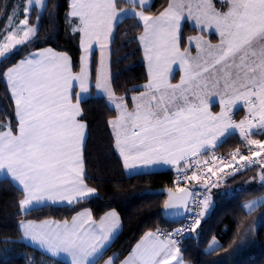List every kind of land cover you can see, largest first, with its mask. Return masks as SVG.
Listing matches in <instances>:
<instances>
[{"label": "snow or ice", "instance_id": "snow-or-ice-1", "mask_svg": "<svg viewBox=\"0 0 264 264\" xmlns=\"http://www.w3.org/2000/svg\"><path fill=\"white\" fill-rule=\"evenodd\" d=\"M121 3L125 6L120 7ZM147 3L148 0H72L70 15L79 20L74 31L81 34L84 53L80 73L74 75L69 58L51 49L29 53L3 72L15 103L17 125L13 128L11 121L0 125V171L22 189V214H29L37 205L80 203L96 191L84 182L81 148L85 125L77 119L79 94L77 103L72 102L74 82H79L81 93L88 91L86 74L93 43L101 49L96 87L117 110L109 126L127 171L173 165L178 176L183 173L186 183L203 180L206 186L216 187L204 175L200 157L206 150L214 149L230 129L238 130L249 145L264 150V142L251 138L252 129L264 133V0H170L155 17L145 14ZM37 7H43L42 0H28L19 25L5 37V42H0V57L37 34V28L29 23L31 12ZM122 16L143 22L139 39L149 64V81L143 86L144 91L132 98V111L127 110L126 97H116L105 71V49L109 47L114 23ZM185 20L201 33L214 29L219 43L213 45L189 37V47L182 51L180 33ZM193 42L197 52L194 58L190 53ZM177 63L183 75L180 83L173 85L169 75ZM213 94L220 96L218 115L209 111L206 101ZM240 101L248 115L236 123L229 113ZM249 151L250 155L232 153V160L237 164L245 161L248 166L258 163L264 186V156L261 151ZM217 159L221 165L218 170L203 161L211 176L225 168L240 170L213 154V161ZM175 192L169 195L165 207L193 211L197 218L191 231H195L201 223L198 217L204 213L188 208L193 193L180 187L179 180ZM199 203L206 209L208 198ZM255 203L242 208L251 210ZM118 224L115 213L95 223L91 213L85 211L70 223L22 221L20 228L25 239L45 252L52 256L64 254L67 264H98ZM182 231L177 229L163 238L159 230L145 233L122 264H183L175 239ZM115 259L109 258L106 264H115Z\"/></svg>", "mask_w": 264, "mask_h": 264}, {"label": "trees", "instance_id": "trees-1", "mask_svg": "<svg viewBox=\"0 0 264 264\" xmlns=\"http://www.w3.org/2000/svg\"><path fill=\"white\" fill-rule=\"evenodd\" d=\"M25 1L0 0L1 37L4 36V27L9 17L13 16L10 15L13 10L18 8V17L23 16ZM168 2L151 0L149 6L145 7V13L158 15L167 7ZM120 6L125 5L121 3ZM32 13L38 22L37 34L0 60V125L11 121L13 128L17 125L14 104L3 76L7 68L27 54L44 47L67 54L74 73L80 68V32L74 31L78 22L69 16V0H46L39 19L35 9ZM142 29L137 18L127 16L117 22L112 35L110 84L116 97H126L127 105L133 95L143 91L147 82L146 66L138 41ZM198 33L209 40L216 39L214 34L201 33L184 23L180 46L185 44L188 36ZM97 63V54L93 53L90 62L92 81L96 77ZM80 109L81 120L87 126L83 150L84 182L96 190L94 196L70 205L39 206L24 215L19 208L22 191L9 179L0 178V264H67L24 243L20 230L22 220L67 221L77 212L88 210L92 219L97 221L106 212L114 211L120 221V230L98 258V264H103L111 257H115V264H119L145 233L167 230L179 223L169 219L170 208L165 207L168 199L166 195L146 192L159 188L174 190L172 169L127 174L109 126V121L117 116L116 110L108 104L106 97L93 93L80 101ZM246 144L247 141L239 135H230L216 147V151L225 152ZM261 171V167H255L238 172L210 191L209 200H212L213 207L209 214L205 218L202 215L199 227L179 240V253L184 262L264 264V215L253 232H250L255 217L264 212V186L261 183L252 184L254 173L257 176ZM252 200H259L253 209L247 211L242 208V205ZM193 232L196 234L192 235Z\"/></svg>", "mask_w": 264, "mask_h": 264}, {"label": "crops", "instance_id": "crops-1", "mask_svg": "<svg viewBox=\"0 0 264 264\" xmlns=\"http://www.w3.org/2000/svg\"><path fill=\"white\" fill-rule=\"evenodd\" d=\"M150 2H151V0H148V3L145 5V7L149 6ZM169 2H170V0H169ZM169 2H168V4H169ZM71 3H72V0H69V16H70V17H72V16L70 15V12H71ZM167 6H168V5H167ZM120 7H123V6H120ZM129 8H130V7H129ZM166 8H167V7H166ZM166 8H165V9H166ZM165 9H164V10H165ZM137 10H139V8H137ZM164 10H163V11H164ZM147 15H148V14H147ZM150 16H151V15H150ZM155 16H156V15H155ZM124 17H125V16L120 17L119 20H121V19L124 18ZM74 18H76V17H74ZM76 20H77V22H78V26H79V20H78V18H76ZM119 20H118V21H119ZM137 20H138V19H137ZM118 21H117V22H118ZM138 21H139V20H138ZM117 22L114 23L113 31H112V33H111V37H110L109 47H108L107 49H105V55H104V61H105V65H106V67H105V71H106V74H107V77H108L109 82H110V51H111V41H112V35H113V32H114V29H115V26H116ZM184 23H186V24H188L189 26L193 27V25H192L191 23H189L187 20H185V21L182 22V26H183ZM204 33L214 34L216 39L212 41V40H209L208 38H206L205 36H203V35H201V34H199V33H198V34H193V35H190V36H188V37L186 38V42H185V44H184L183 46H180V47H181V50L183 51L184 48L189 47V45H188V39H189V37L194 38V41H195V38H201L202 41H206V42L211 43V44H213V45H216V44L219 43V36H218V34L215 32L214 29L209 30V31H205ZM49 49H51V51H52L53 53L57 54V55H65V56H67V57L69 58V61H70V57H69L67 54H65V53H63V52L56 51V50H54V49H52V48H50V47L40 48V49L35 50V51L31 52V53H34V52H42V51H46V50H49ZM93 53H96V54H97V59H98L97 70H96V77H97L98 69H99V67H100V62H101V49H100V47H99L98 44L93 43V46H92V49L90 50V55H89V58H88V67H87V74H86V83H87V85H88V91H87V92H83V93H81V92H80V87H79V82H74V89H73V91H72V102H73V104L77 103V94H79V101H81V100H83V99L89 97V96L93 93V94L96 95V96H104V97H106L107 100H108V104L116 110L115 105H114L111 101H109L107 95H106L101 89H97V87H96V77H95V80H94V81L91 80V75H90V62H91V56H92ZM190 53H191V56H192L193 58L196 57L197 52H196V45H195V42H193L192 45H191V47H190ZM83 54H84V53H83V49H82V47H81V34H80V68H79V71H78L77 73H74V72L72 71V73H73L74 75H75V74H79L80 71H81V67H82V56H83ZM27 55H28V54H27ZM27 55H26V56H27ZM24 58H25V56H24L23 58L19 59L14 65L18 64V63H19L22 59H24ZM144 63H145V66H146L145 58H144ZM14 65H12V66H14ZM12 66H11V67H12ZM70 66H71V61H70ZM146 67H147V66H146ZM71 70H72V68H71ZM146 70H147V69H146ZM172 72H173V73H172L173 76L171 77V79H169L170 83L173 84V85L179 84V83H180V80H181L180 77L183 75V73L181 72L178 63L172 65ZM4 78H5V77H4ZM146 83H147V82H146ZM146 83H145V84H146ZM7 84H8V82H7ZM8 87H9V90H10V86H9V84H8ZM143 91H144V89H143ZM209 91H213V92H214L215 90H213V89H209ZM140 93H141V92H140ZM140 93L135 94V95H133V96L130 98V104H129V105H127L126 102L124 101V103H125L126 106H127V110H129V111H132V110H133L134 105H133V99H132V98H133L134 96H139ZM10 95H11V92H10ZM11 97H12V96H11ZM12 100H13V98H12ZM206 101H207V104H208V109H209V111H210L211 106H212L213 104H215V103H218V102L220 101V96H219V95H215V94H213V95H208V97L206 98ZM13 104H14V115H15V118H16V121H17V117H16V109H15V103H14V100H13ZM79 106H80V105H79ZM116 112H117V110H116ZM77 119H78L79 122H81V123H83V124L85 125L84 130H83V131H84V136H83V140H82V148H81V153H82V163H83V150H84V144H85V140H86V136H87V126H86V124L81 120V109H80V115L77 117ZM112 133H113V129H112ZM116 150H117V149H116ZM117 152H118V150H117ZM118 154H119V152H118ZM119 156H120V155H119ZM120 158H121V157H120ZM121 160H122V163H123V159H122V158H121ZM123 166H124V164H123ZM173 167H175V166H173V165H165V164H157V165H150V166H148V167H146V168L142 167L141 169H139V170H135V171H127L125 168H124V169H125V171H126L127 174L132 175V174H140V173H150V172H156V171H163V170H167V169H172ZM0 178H7V179H9V180H10V181H11V182H12L17 188H19V189L22 191V189L20 188V186H19L17 183L13 182V181L11 180V177L8 176L7 174L3 173L2 171H0ZM94 194H95V193H94ZM94 194L91 195L90 197L94 196ZM90 197H86V198H90ZM86 198H84V199H86ZM47 205H70V204H68L67 201H63V202H58V203H56V204L48 203ZM37 207H39V205L35 206L34 208H37ZM85 211L89 212L88 210H81V211L77 212L74 216H77V215L80 214L81 212H85ZM111 213H115V212H114V211H108V212H106L105 214H103L102 217H101L99 220H97V221H94V220H93V221H94L95 223H99V222L101 221L102 218H106V217H107L109 214H111ZM169 213H170L169 215H173V214H174V208H170V209H169ZM115 214H116V213H115ZM74 216H73V217H74ZM73 217H72V218H73ZM116 217L118 218L117 215H116ZM71 220H72V219H71ZM71 220H69L68 222L70 223ZM22 221L28 222L27 220H22ZM22 221H21V222H22ZM42 221H45V220H41V221H31V222L40 223V222H42ZM49 221H53V222H56V223H63V222H59V221H55V220H49ZM118 221H119V218H118ZM21 222H20V225H21ZM119 230H120V221H119V224H118L117 228L115 229V231H114V233H113V235H112L110 241L108 242V245L112 242V240H113V239L115 238V236L118 234ZM21 231H22V230H21ZM143 236H144V235H143ZM141 239H142V238H141ZM141 239H140V240H141ZM21 240H22L24 243L29 244L30 246H32V247H34V248H36V249H38V250H40V251H42V252H44V253L50 255V256H52L51 254H49V253L45 252L43 249H41L38 245L34 244L31 240H29V239H25L24 236H23V232H22V235H21ZM140 240H139V241H140ZM139 241H138V242H139ZM138 242H137V243H138ZM137 243H136V244H137ZM136 244H135V245H136ZM135 245L132 247V249L135 247ZM132 249H131V251H132ZM131 251H130V252H131ZM128 255H129V254H128ZM128 255H127V256H128ZM178 255H180V253H179ZM127 256H126V257H127ZM52 257H54L55 259L61 260V261H65V262L68 261V258H67L64 254H60V255H58V256H52ZM107 261H108V260H107Z\"/></svg>", "mask_w": 264, "mask_h": 264}, {"label": "built area", "instance_id": "built-area-1", "mask_svg": "<svg viewBox=\"0 0 264 264\" xmlns=\"http://www.w3.org/2000/svg\"><path fill=\"white\" fill-rule=\"evenodd\" d=\"M218 106V110H217V113H215L214 115H218L221 111V104L220 102H218L217 104ZM231 119L233 121H235L236 123H239L241 120H243L247 115V110L243 104L242 101L240 102H237L236 104H234L232 106V110L231 112L229 113ZM230 135H240L239 131L238 130H229L224 137H221L220 140L217 142V146L221 144V142L227 138L228 136ZM255 136V138L253 139H256V140H260L262 142H264V133H260L258 131V129H252L251 130V136ZM216 146V147H217ZM216 147L214 149H211V150H206L205 151V158L203 161H208V166H212L214 167V169L218 170V168L221 166L219 164V160L217 159L216 161H213V154L215 157L217 158H222L223 160H225L226 162L228 163H231L234 165L235 168H238L240 169L239 171H233V168H225L224 172H219L217 171V176H211V173H208L207 172V168L204 166V165H201L202 166V169H203V173L204 175L208 176L211 180L212 183H215L218 187L220 185H222L223 183H225L226 179L233 175V174H236L238 172H241V171H244V170H247V169H251V168H255V167H260V165L257 163V164H253V165H250L248 166L247 165V162L245 161H241L239 162V164L236 163V161H233L232 160V153H235L237 151H239L240 153H242L243 155H250V151L249 149H251L252 151H258V149L256 148H253L255 146L253 145H249V144H246L245 146H243L242 148H236L228 153H225V154H222V153H218L216 151ZM262 152V156H264V150H259ZM253 159H256V160H260L261 157H255ZM241 165H245V167L241 168L240 166ZM189 174H191V169L189 170ZM177 180H179V186L180 187H184L185 188V184H187L185 181H184V178H183V173H181L179 176L176 172V169L173 168L172 169V183H173V186L174 188L176 189L177 187ZM216 187H211V184L209 185H205L203 184V187H196V188H191V192L193 193L192 196L189 197V203H188V208L190 210H195V212L199 213V212H203L204 211V206L202 204L199 203V201H202L205 199V197L208 198V201H209V195H210V191L211 189L213 188H216ZM197 217L194 215L193 211H188V212H185L184 213V216L183 218L181 219V221L176 225L174 226L173 228H170V229H167L165 231H163V233L160 232L162 238L164 236H166L168 233H173L175 232L177 229H183V231L177 235L175 237V239L177 241H179L180 239L188 236L191 234V226L193 224V220L196 219ZM199 219L201 218V216L198 217Z\"/></svg>", "mask_w": 264, "mask_h": 264}, {"label": "rangeland", "instance_id": "rangeland-1", "mask_svg": "<svg viewBox=\"0 0 264 264\" xmlns=\"http://www.w3.org/2000/svg\"><path fill=\"white\" fill-rule=\"evenodd\" d=\"M45 2H46V0H42V5H43V7H37V8H34L35 9V11H36V13H38V14H36V16L38 17L41 13H42V11H43V9H44V7H45ZM28 3V0H26L25 1V5ZM124 7V6H123ZM33 9V10H34ZM32 10V11H33ZM129 10H130V8H129ZM137 11H139V10H137ZM161 13V12H160ZM159 13V14H160ZM11 14H13V16L11 17V20H10V17H9V19H8V22H7V24L5 25V27H4V36L3 37H1L0 36V42H5V37L8 35V34H10L12 31H13V29L15 28V27H17L18 25H19V22L18 23H16V21L17 20H20V19H23V17H24V11H23V16L21 17V18H19L18 17V8H17V10H13L11 13H10V15ZM146 14V13H145ZM158 14V15H159ZM147 15V14H146ZM158 15H156V16H158ZM153 17H155V16H153ZM138 19V18H137ZM139 20V19H138ZM139 22L141 23V25H142V27H143V22L142 21H140L139 20ZM29 23H30V25H32V26H35L36 28H37V20H36V17H34V14L31 12V16H30V20H29ZM188 25V24H187ZM189 26V25H188ZM143 31H144V29H142V32L140 33V35L138 36V41H139V45H140V48H141V51H142V56H143V58H145V51H144V47H143V45H142V42H141V40L139 39L142 35H143ZM33 38V37H32ZM31 38V39H32ZM30 39V40H31ZM29 40V41H30ZM22 45H16L13 49H12V51L11 52H9V53H6V55H5V57H7V56H9L11 53H13L15 50H17L18 48H20ZM4 57H0V60L1 59H3ZM145 62H146V71H147V83H148V81H149V64H148V61L145 59ZM11 67V66H10ZM7 70V69H6ZM173 72H171L170 73V75H169V79H171V77L173 76V74H172ZM181 78V77H180ZM4 80H5V82H6V84H7V80L4 78ZM8 85V84H7ZM8 89H9V87H8ZM10 91V90H9ZM208 97V96H207ZM206 97V98H207ZM12 98V97H11ZM118 98V97H117ZM220 102V101H219ZM217 104L218 103H215V104H213L212 106H211V108H210V112L214 115L215 113H217V110H218V106H217ZM213 106H215V108H213ZM222 143V142H221ZM237 148H242V147H237ZM253 148H255V147H253ZM234 149H236V148H232V149H229V150H227V151H225V152H218V153H222V154H225V153H228V152H230V151H232V150H234ZM258 151H259V149H258ZM204 158H205V153H204V155H202L201 157H200V160H201V165H203V160H204ZM206 159V158H205ZM175 168V167H174ZM256 174L257 173H254V175L252 176V178H253V180H252V184L253 185H259L260 183H261V180H258V179H260V174H258L257 176H256ZM255 182H258V184H254ZM192 182H188L187 184H185V188H189V190H191V188H192V186H193V188H196V187H203V184H204V182H203V180H201V181H199V182H193L194 184L192 185L191 184ZM191 184V185H190ZM224 184V183H223ZM192 188V189H193ZM175 190V189H174ZM212 190V189H211ZM250 202H256L255 203V205L259 202V200H252V201H250ZM250 202H247V203H245L244 205H246V204H248V203H250ZM212 207H213V202H212V200H209V205H208V209L207 210H205V208H204V210H205V212L203 211V218H205L208 214H209V212H210V210L212 209ZM247 211H249L248 209H246ZM264 215V212L262 211V212H260V213H258V215H257V217H255V219L253 220V222H252V225H251V227H250V232H253V230H254V228H255V226L259 223V221H260V219H261V216H263ZM201 217H202V215H201ZM71 219H72V217H71ZM71 219H69V220H71ZM43 220H51V219H43ZM69 220H67V221H69ZM41 221V220H40ZM55 221H58V220H55ZM59 222H64V221H59ZM20 230H21V228H20ZM247 230H249V229H246V231ZM163 231H165V229H161V230H159V232H161V233H163ZM22 232V231H21ZM196 233L195 232H193V234L192 235H195ZM145 235V234H144ZM143 237V236H142ZM141 239V238H140ZM138 242V241H137ZM136 242V243H137ZM178 243H179V241H178ZM130 253V252H129ZM128 253V254H129ZM126 258V257H125ZM124 258V259H125ZM178 258L179 259H182V257H181V255H178ZM123 259V260H124ZM122 260V261H123ZM122 261L119 263V264H122ZM183 261V260H182ZM103 264H106V261L103 263ZM173 264H176V261H173ZM183 264H187L186 262H184L183 261Z\"/></svg>", "mask_w": 264, "mask_h": 264}, {"label": "water", "instance_id": "water-1", "mask_svg": "<svg viewBox=\"0 0 264 264\" xmlns=\"http://www.w3.org/2000/svg\"><path fill=\"white\" fill-rule=\"evenodd\" d=\"M187 190H189V188H185ZM148 193H155V194H164L167 196V202L169 201V195H175L176 192L175 190H171V189H167V188H159V189H154V190H149L146 191ZM169 211V209H168ZM185 213V209L183 207H176L174 208V214L169 216L170 220H174V221H181V219L183 218Z\"/></svg>", "mask_w": 264, "mask_h": 264}]
</instances>
